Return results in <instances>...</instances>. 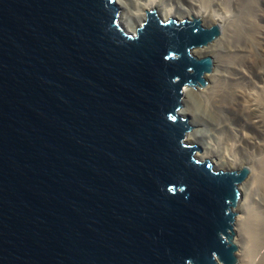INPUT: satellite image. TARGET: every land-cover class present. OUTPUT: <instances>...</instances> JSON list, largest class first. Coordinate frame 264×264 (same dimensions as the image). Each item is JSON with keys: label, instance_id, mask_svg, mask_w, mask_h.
<instances>
[{"label": "water", "instance_id": "95a60500", "mask_svg": "<svg viewBox=\"0 0 264 264\" xmlns=\"http://www.w3.org/2000/svg\"><path fill=\"white\" fill-rule=\"evenodd\" d=\"M115 0H0V264H235L238 183L185 142L220 32Z\"/></svg>", "mask_w": 264, "mask_h": 264}, {"label": "bare ground", "instance_id": "6f19581e", "mask_svg": "<svg viewBox=\"0 0 264 264\" xmlns=\"http://www.w3.org/2000/svg\"><path fill=\"white\" fill-rule=\"evenodd\" d=\"M178 2L115 0L118 23L134 34L147 11H153L161 20H198L205 28L220 24V32L210 43L192 48L193 56L211 58V69L203 75L206 85L183 88L180 115L191 125L185 142L195 144L199 160L209 157L214 169H247L237 186V203L232 206L236 210L235 264H264V0H184L182 12L176 9ZM127 4V12L134 16L132 21L123 16ZM213 4L220 14L205 11ZM193 94L199 98L198 115L214 122L213 126L207 124L211 133L208 139L213 137L216 144L224 142L228 158L221 160V155L216 159L217 153L207 151L210 141L202 144L197 137L201 125L196 123L195 127L193 116H188L190 106L185 105L187 96L192 101Z\"/></svg>", "mask_w": 264, "mask_h": 264}, {"label": "rangeland", "instance_id": "374dc122", "mask_svg": "<svg viewBox=\"0 0 264 264\" xmlns=\"http://www.w3.org/2000/svg\"><path fill=\"white\" fill-rule=\"evenodd\" d=\"M161 2H165L166 0H160ZM179 2V4H177V7H176V9H177V11H179V12H182L184 9L183 8H185L186 7V5L184 4L185 2H183L184 0H178ZM182 3V4H181ZM181 5V6H180ZM128 6V4L125 6L126 8L123 10V16H127L126 17V19H128L129 21H132V19H134V16H132V14H130L129 12H127V7ZM132 8V7H131ZM204 8H202V10H203ZM126 11V12H125ZM206 12L207 11H209L210 13H213V14H220V10L218 9V7L215 5V4H213V5H210V8H207L206 10H205ZM130 15V16H129ZM132 17V18H131ZM194 19V18H193ZM183 20H186V19H183ZM182 20V21H183ZM188 21H192L191 19L190 20H188ZM218 26L220 27V24H218ZM217 26V27H218ZM211 27H213V25L212 26H209V27H206V29H210ZM210 43V42H209ZM202 46H206V44L205 45H202ZM199 47H201V46H199ZM211 55H212V57H214V54L211 52ZM214 59V58H213ZM207 84V81L204 79V84L203 85H206ZM202 85V84H201ZM195 86V85H194ZM197 99H199V98H197ZM197 99L195 98V95L193 94V99H192V101H190L191 100V97H190V95H188L187 96V98H186V102H185V105H187V106H190V107H187V106H185V107H187V109H188V116L191 118L192 116H193V121L195 122V127H196V123H199L200 125H201V131H199L197 134V137H199L200 138V142L202 143V144H205V142L206 141H210L209 139H208V135H210L211 133H210V129H208L207 127V124L208 125H212L213 126V124H214V122L213 121H209L208 119H206V118H204V117H200L199 115H198V112H197V108H198V105H199V103H198V101H197ZM197 120V121H196ZM205 123H206V125H205ZM194 127V126H193ZM207 138H206V137ZM212 137V136H211ZM212 141V142H211ZM211 141H210V144L211 145H206V146H208L207 147V151H210V153H214L215 152V154L217 155V156H215V157H217L216 159H220L221 157V160L223 159H225V158H228L227 156L228 155H226L227 154V150L225 149L226 147H225V143L224 142H219V144L217 143H215L216 141H215V139L212 137V139H211ZM214 141V142H213ZM215 143V144H214ZM194 146H195V144H193ZM220 145L223 147H221V148H219L220 147ZM210 146V147H209ZM215 146V147H214ZM216 146H218V147H216ZM216 149H214V148ZM209 148H210V150H209ZM198 150H200V148H197ZM218 149V150H217ZM220 149V150H219ZM213 150V151H212ZM212 151V152H211ZM218 151H219V154H218ZM223 151H224V153H223ZM222 152V153H221ZM214 154V155H215ZM221 155H223V156H221ZM226 155V156H225ZM219 156H221V157H219ZM220 169V168H219ZM249 191V190H248Z\"/></svg>", "mask_w": 264, "mask_h": 264}]
</instances>
